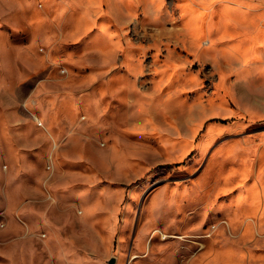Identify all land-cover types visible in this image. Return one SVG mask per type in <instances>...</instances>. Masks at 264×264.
<instances>
[{"label": "rangeland", "instance_id": "obj_1", "mask_svg": "<svg viewBox=\"0 0 264 264\" xmlns=\"http://www.w3.org/2000/svg\"><path fill=\"white\" fill-rule=\"evenodd\" d=\"M112 257L264 264V0H0V264Z\"/></svg>", "mask_w": 264, "mask_h": 264}, {"label": "water", "instance_id": "obj_2", "mask_svg": "<svg viewBox=\"0 0 264 264\" xmlns=\"http://www.w3.org/2000/svg\"><path fill=\"white\" fill-rule=\"evenodd\" d=\"M114 262H115V257H112L109 259L108 264H114Z\"/></svg>", "mask_w": 264, "mask_h": 264}, {"label": "bare ground", "instance_id": "obj_3", "mask_svg": "<svg viewBox=\"0 0 264 264\" xmlns=\"http://www.w3.org/2000/svg\"><path fill=\"white\" fill-rule=\"evenodd\" d=\"M208 29V28H207ZM212 32V31H211ZM192 34V33H191ZM195 34H196V32H195ZM206 34V33H205ZM253 34V33H252ZM196 36V35H195ZM239 47V46H238ZM240 49V51H241V48H239ZM245 50V49H244ZM253 55V54H252ZM246 62H248V61H246ZM253 62V61H252Z\"/></svg>", "mask_w": 264, "mask_h": 264}, {"label": "crops", "instance_id": "obj_4", "mask_svg": "<svg viewBox=\"0 0 264 264\" xmlns=\"http://www.w3.org/2000/svg\"><path fill=\"white\" fill-rule=\"evenodd\" d=\"M53 230H54V229H53ZM51 231H52V229H51ZM51 240H52V238H51ZM51 240H50V241H51Z\"/></svg>", "mask_w": 264, "mask_h": 264}]
</instances>
